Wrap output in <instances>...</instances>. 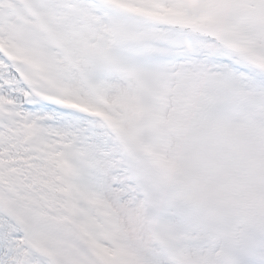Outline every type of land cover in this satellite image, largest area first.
I'll return each mask as SVG.
<instances>
[{
	"label": "snow or ice",
	"instance_id": "6c2138e0",
	"mask_svg": "<svg viewBox=\"0 0 264 264\" xmlns=\"http://www.w3.org/2000/svg\"><path fill=\"white\" fill-rule=\"evenodd\" d=\"M0 264H264V0H0Z\"/></svg>",
	"mask_w": 264,
	"mask_h": 264
}]
</instances>
